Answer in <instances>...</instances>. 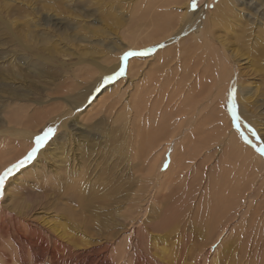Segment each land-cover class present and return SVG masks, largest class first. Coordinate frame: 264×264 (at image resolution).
Listing matches in <instances>:
<instances>
[{
  "label": "rangeland",
  "instance_id": "rangeland-1",
  "mask_svg": "<svg viewBox=\"0 0 264 264\" xmlns=\"http://www.w3.org/2000/svg\"><path fill=\"white\" fill-rule=\"evenodd\" d=\"M154 1L152 0V3ZM220 1L198 0V6L193 9L189 6L190 0L186 10L193 14L196 12L203 13L205 16L206 13L212 12ZM145 2L146 0H0V106H3L0 108V116L5 111H9L10 116L13 112L15 115V113H19L21 109L26 107L34 111L32 114L38 112V115L41 116L55 108L63 109L67 106L68 109L69 104H73L71 100L75 104L81 100L80 96L90 93L93 88L89 84L91 82L90 76L103 74L107 66L118 62L116 57L127 46L123 34L126 31L128 32L134 22L145 14L142 11ZM235 6L237 7V16H231L228 11H225L223 21L216 27V34L221 36L224 34L226 46L231 49L230 51L235 52L239 59H245L240 63L242 64L239 66L241 74L238 73V77L242 79L244 84L249 85L248 89L253 90V93L247 95L251 103L248 108L251 110L250 113L254 112V116L258 115L256 120H259L261 124L255 122L258 136H253L249 131V126L246 125L248 129L239 131V137L244 142H246L244 137H247L248 140H254L256 143L254 150L258 151L260 147H264V0H242L236 2ZM186 10L184 9V11ZM31 17L34 18L28 22L31 25L28 29L26 21ZM229 18L233 23L231 26L235 27L225 30L222 26L225 21L226 24L229 23ZM236 19H238L237 22H235ZM199 29L201 32L202 28L199 27ZM13 51L18 57L26 53V61L21 62L22 59H19L14 67L11 60L6 59L12 56ZM217 63L222 67L223 62L220 58H218ZM16 69L20 70L19 76H10L8 72L17 71ZM49 74L52 77H48ZM3 78L7 79L3 80ZM145 78H148V75L140 82H133V85H130L126 80L111 81L108 87H104L103 91H98L85 105L75 111L74 116L67 120V129L71 131L72 140L69 142L68 136H58L55 143L47 147V151L52 150V152L49 151V154L46 153L44 158L39 159L40 164L44 162V168H41L40 164H38V168H34L32 162V165L28 164L21 169L20 176L15 173L6 183L3 195L5 197L0 200V208L4 206L7 210L5 205L8 204V209H13L12 204L17 205L18 202L23 201L26 208L25 212L32 211L30 215L33 218L28 221L31 222L36 219L39 222L49 221L51 224L64 223L69 226V232L72 233L71 235L69 233V237L64 240L70 246H84L87 243L84 240L89 241L92 248L95 246L100 247L103 244L108 245L107 253L103 254L105 258L101 257L103 264H127L125 258L116 261L113 258V252L120 243L124 242L125 238L132 237V228L137 224L135 221L138 222L139 226L142 224V221L139 220V218H144L139 211L141 205L143 206V214L147 212L146 216L148 215V211L144 209L147 204L145 201H141L140 205L137 198L146 199L147 187H151L153 193L160 190V177L157 181L155 175L159 170L162 172L161 170L167 165L168 157L172 151V147L168 143H163L156 147L155 151L152 150L151 153L142 158V146L136 142L135 138H137V130H141L144 134V131L148 129L146 118H144V121L139 122L133 116V122L135 123L132 122L129 125L130 127H127L123 124V120L117 118V113L112 114L114 106L119 108V113L123 112L124 109L134 113L125 107L136 100L140 88H143ZM80 80L86 81V84L77 83ZM30 88L28 97L32 100L44 101L43 105L39 106L20 95L25 92L24 89ZM227 94H225V97ZM244 95H241L242 98L246 97ZM65 98H69V104L63 100ZM224 102L226 103V111L230 113L226 99ZM52 105L57 106L53 107ZM37 109L41 111L39 112ZM41 112L42 114H40ZM14 115L13 117H15ZM229 116H231V113ZM251 116L253 115L251 114ZM233 122L235 121L233 120ZM140 123L141 125L138 126ZM47 125L48 127H55L50 123ZM43 131H40V134ZM4 138L11 137L7 134L0 136V140H4ZM17 142L20 141L17 140ZM247 146L249 145L247 144ZM8 149L6 154H0V157L3 156V159L0 160V172L11 166L10 163L19 157L20 152L26 151L23 144H17L16 146L12 144ZM146 149H144V152ZM224 152L225 148L223 147L220 154ZM66 154H69L70 159L73 160L71 166L75 168L72 175H69L63 166V158ZM217 154L220 155L219 152ZM257 154L259 160L256 161H260L262 164L264 156L261 157L259 151ZM157 157L158 159H155ZM218 160V157L210 160V168H215ZM153 162H157L156 166L160 168L156 172H154L155 168L152 169V175L147 177L148 171L145 166H150ZM182 163L176 166L175 169L180 168ZM228 163L230 166L228 171L224 173V175H227L226 181H224L222 189L218 190L219 192L230 191L233 195L237 194L236 196H239V189H245V186H247L249 177L247 178L248 173L246 174V170H249L250 163L244 158L241 159L236 153H232ZM51 167L58 169L60 172L53 174L56 179L52 178L46 182L44 176L46 171L44 169H50ZM177 174L174 173L171 177L177 178ZM241 174L244 177H241ZM214 176L217 175L214 173ZM192 177V174L188 176V184L196 181ZM202 186L200 182L199 187L196 183V190L191 192V194H196H190V198L185 195V199L182 196L179 199L177 197V202L182 203L185 208L184 203L192 198V201L196 202L194 208L196 211L199 206V198L201 195H205L204 192H206V187ZM263 186L264 183L259 184L257 187ZM145 187L146 193L142 194ZM168 188H171L170 191L172 192L173 186L166 187L164 191L168 192ZM180 188L177 185L173 189L179 191ZM262 189L257 188L260 192L255 197H251L252 202L247 204L248 206L251 205L249 211L250 207L255 209V205L260 202L259 208L262 207L264 212V188ZM170 191L168 194H171ZM183 191L185 192V190ZM246 191L248 193L256 192L255 190L251 191V189ZM8 193H12L17 202L8 198ZM184 200L187 202H182ZM171 204L172 206H170ZM26 205L29 207L27 208ZM217 205L214 200L208 210L211 209L212 213L215 212ZM247 205L240 204V208L243 206L241 209L246 211L248 209ZM169 206L173 208L175 206L174 202L172 201ZM16 210L18 209L16 208ZM8 211L9 214L6 218H13L16 213L13 210ZM182 211L185 213L184 210ZM132 213L134 218L131 216ZM196 217L193 214L190 217L191 219L181 221L184 228L167 232L168 238L164 235V232L161 233L157 237V241H160L157 248L166 246L167 250L171 252L175 249L176 244L180 248L193 243L189 249L187 248L186 253H183L182 259L184 258L186 261L182 260V262L184 264L187 261L194 262L199 255L198 250L195 249V243H201L208 236L206 234H208L209 228L204 221L197 222L199 216ZM249 223L251 224L250 221ZM232 224L234 226L235 224H241V222L237 219ZM250 224L248 225L251 226ZM138 225L135 229L139 227ZM133 233L135 236L136 231ZM249 235L251 238H249ZM7 237L5 240H8ZM159 237H162V239ZM239 239L234 233H229V235L227 233L222 236L221 242L218 241L219 244L221 243L220 248H217L221 252L217 258L219 264H237L239 260L245 259L244 255L249 258L252 256L246 253L245 247L252 241L255 243V234L247 232L242 239ZM251 239L252 241H250ZM3 242L5 247L9 249L15 243L14 240L8 242V245L4 240ZM180 243L181 245H179ZM2 244H0V247ZM215 244L213 245L214 250L218 245ZM214 250H212L213 254L210 255H207L206 250L200 252H202V256L205 255V258L209 257V261H212L215 254ZM153 252H155L154 249ZM15 258L11 260L12 262H5L0 259V264H43L32 263L28 258L21 261L17 257ZM202 258L200 257L201 264H203ZM15 261L18 262L15 263ZM58 261H60L59 264H70L68 263V256H65L62 260L58 259ZM246 261L247 264H253L251 260ZM257 264H263V260L258 259Z\"/></svg>",
  "mask_w": 264,
  "mask_h": 264
},
{
  "label": "bare ground",
  "instance_id": "bare-ground-1",
  "mask_svg": "<svg viewBox=\"0 0 264 264\" xmlns=\"http://www.w3.org/2000/svg\"><path fill=\"white\" fill-rule=\"evenodd\" d=\"M189 1L155 0L152 3V0H146L142 10L145 14L134 22V25L129 28L128 32L126 31L123 34V38L127 41V46L116 57V61L118 60V62L107 66L103 74L90 76L91 82L89 84L93 88L90 93L80 96L81 100L75 104L71 100V103H73L71 105L68 103L69 98L63 99L70 105L68 109L65 105L66 108H55L47 114H42L41 112L42 117L38 115V112L32 114L34 111L29 110L27 107L21 109L15 115L13 112L10 116L9 111L1 114L0 136L7 134L11 138L0 140V154H6L7 150H9L8 147L12 144L15 146L23 144L26 151L20 152L19 157L10 163V165L14 164L15 161L22 158L29 151L33 146L35 136L40 134V131L46 130L48 128L47 124L50 123L53 126L55 125L56 132L33 161L34 168H38V164L41 162L39 159L44 158L49 151L52 152V150L47 151V147L55 143L58 136H68V141L72 140L71 131L67 129V120L74 116V112L85 105L98 91H103L104 87L109 86L111 82H104L106 76L112 75L121 66L125 67V74L115 80H126L130 85H133V82H140L148 75V78H145L143 81V88H140L136 100L125 107L134 113H130L125 109L119 113V108L114 106L112 114L117 113V118L123 120V124L127 127H130L129 125L133 122V116L139 122L144 121V118H146L148 129L144 131V134L141 130L136 129L137 138H135L136 142L142 146V158L151 153L152 150L155 151V148L163 143H168L172 147V151L168 157L167 165L161 170L162 172L159 170L157 174L155 173L157 181L158 177H160V190L153 193L152 188L147 187L146 199L141 200L137 198L140 205L141 201H145L147 204L145 206L147 208L144 207V209L148 211V215L146 216L147 212L143 214V206L141 205L139 211L140 215L144 218H139V220L142 221V224L140 223L141 225L139 226L138 222L135 221L137 224L132 228V237L128 236L124 239V242L118 245L113 252V258L116 261L125 258L127 264H184L182 262L184 260V258L182 259V255L186 253L187 248L189 249L193 243L180 248L176 244L174 246L175 249L173 248L174 250L169 252L166 246L157 248L160 242L157 241V237L164 232V235L168 238L167 232H172L177 228V230H182L184 227L181 221L185 219L189 220L194 214L195 217L199 216L197 222L204 221L208 225V234H206L208 236L205 239L203 238L204 240L201 243H195V249L199 253L198 258L196 257L197 259L194 262L187 261L186 264H201L200 257H203V264H219L217 258L221 252L217 248H220L219 245L221 243L219 244L218 241L222 239V236L227 233L228 235L229 233H234L242 239L243 235H246L247 232L255 234V243L251 239L252 243H248L245 247L246 253L252 256L249 258L244 255L245 259L239 260L237 264H247L246 260H251V263L253 261V264H257L258 259L263 260L264 264V212L262 207L259 208L260 202L255 205V209L250 207V211L249 206L251 205H247L252 202L251 197H255L260 192L257 188H264V186L257 187L259 184L264 183V161L262 160V164L260 161H256L259 159L256 156L258 155V151L254 150V147H256L254 140L250 139L251 143H247L239 137V131L245 130L247 126H251L258 133L256 123L260 125L261 122L256 120L258 115L254 116V112L250 113L251 110L248 108L251 106V103L247 95L253 93V90L248 89L249 85L244 84L242 79L238 77V73L241 74L239 66L242 64L240 63L245 59H239L235 52L230 51L231 49L226 46L224 34L222 36L216 34V27L223 21L225 11H228L231 16L236 17L237 7L235 4L242 0H221L215 9L212 12L206 13L205 16L203 13L196 12L193 14L188 12L186 8ZM239 12L243 13L242 11ZM249 16L251 17L250 14ZM33 18L31 17L26 21L28 29L31 27L28 22L33 20ZM237 21L238 19L235 20V22ZM225 24L226 21L222 26L225 30L235 27L231 26L233 23L230 18L229 23ZM199 27L202 28L201 32ZM129 50L136 52L150 51L146 56H132L127 61H122L121 58L124 52ZM218 58L223 62L222 67L217 63ZM6 59L11 60V63L15 67L19 59H22L21 62L26 61V53L18 57L15 51H13L12 56ZM16 70L11 73L8 72L9 75L18 77L20 70ZM48 77H52V75L49 74ZM4 79L6 80L7 78ZM85 82L80 80L77 83L86 84ZM232 87L236 88V104L240 116V120L235 122H233L232 114L229 116L231 111L230 113L226 111V103L224 102L226 99L228 110H230L229 93ZM24 90L25 92L20 94L23 98H28L39 106L45 103L44 101L32 100V98L28 97L31 88ZM225 94H227L226 97ZM242 94H245L244 96L246 97L242 98ZM2 107L1 105L0 108ZM37 111L40 112L41 110L37 109ZM140 125L141 123L138 126ZM17 140L20 142L18 143ZM223 147L225 148V152L220 154ZM145 148L147 149L144 152ZM248 151L250 156L248 155ZM218 152L220 155L217 154ZM232 153H236L241 159L244 158V160L250 163L249 170H246V174L248 173L247 178L249 177L248 179L245 178L247 179V186L244 184L245 189H239V196H236L237 194L233 195L230 191L229 193L228 191L219 192L218 190L222 189V185L226 181L227 175H224V173L228 171L230 166L228 160L232 157ZM2 155L0 160L3 159ZM214 157L219 158L218 164L215 168H210L209 162ZM155 159H158V157ZM71 163H73V160L70 159L69 154H66L63 158V166L69 175L74 174L75 167L72 168ZM180 163H182L181 167L175 169ZM156 165L157 162H153L150 166H145L148 171L147 177L152 175V169L155 168L154 172H156L160 168H157ZM40 166L44 168V162ZM44 170L46 171L44 174L46 182L52 178L56 179L53 174L60 172L53 167ZM21 172L19 170L17 174L20 176ZM174 173H178L177 178L171 177ZM214 173L217 176H214ZM191 174L193 175L192 178L196 181L188 184L187 179ZM241 177L244 176L242 175ZM199 182L203 185L202 187H206V192H204L206 196L201 195L198 203L199 206L195 211L196 202L194 203L192 198L189 199V195L193 190H196V183L199 187ZM15 183L18 184L19 182ZM177 185L181 187L179 191L178 189H173ZM169 186H173L172 192L170 191L171 188H168L171 194H168L169 191H164ZM249 189L257 191L255 193H248L246 190ZM142 191V194H145L146 187ZM185 195L189 197L187 199H189L190 203L189 201H182L187 202L184 203V208L182 203L177 202V197L179 199L182 196L185 199ZM4 197H0V200ZM7 197L17 202L12 193H8ZM239 198H242L241 201ZM214 200L218 205L215 208V212L212 213V210H208V208L213 204ZM172 201L175 204L173 208L170 207L172 204L169 206ZM240 204L247 205L248 209L244 211V209H241L243 206L240 208ZM5 206H7V210H5L6 207L4 206L0 208V244L3 243L0 247V259L3 261L9 262L17 257L20 261L28 258L32 263L59 264L60 261L58 259L62 260L65 256H68V263L70 264H103L101 257L107 253L108 245L103 244L100 247L95 246L92 248L90 242L83 239L87 242L85 245L83 243L84 246H70L64 241L69 237L68 225L60 222L54 223V225L49 221L43 220L39 222L36 219L31 222L28 221L33 218L30 215L32 211H29V213L25 212L26 208L23 201L18 202L17 205L12 204L11 207L13 209H8V204ZM26 206L27 208L29 207L28 205ZM8 210H13L16 213L11 219L6 218L9 214ZM131 216L133 217L134 214ZM237 219L240 220L241 224L233 226L232 222H235ZM137 225L139 227L135 229ZM134 231H136L135 236L133 235ZM6 237L8 240H5ZM162 237L159 238L162 239ZM3 240L6 244L11 240H14L15 243L9 249L5 247ZM215 243L218 245L214 250L213 245ZM207 245L208 248L206 249ZM153 249L155 252H153ZM204 250L207 251V255L213 254L212 250H214L215 254L212 257V259L214 258L212 261H209L208 256V258H205V255H201L202 252L200 251L204 252ZM103 257L105 258V255ZM98 259H100V262ZM17 262L15 261V263Z\"/></svg>",
  "mask_w": 264,
  "mask_h": 264
},
{
  "label": "snow or ice",
  "instance_id": "snow-or-ice-1",
  "mask_svg": "<svg viewBox=\"0 0 264 264\" xmlns=\"http://www.w3.org/2000/svg\"><path fill=\"white\" fill-rule=\"evenodd\" d=\"M191 8L195 9L198 6V0H191V3L189 5ZM150 50L146 51H126L124 52L122 56V61H127L129 57L132 56H146L149 54ZM125 74V67L121 66L118 71L114 72L112 75L106 76L104 78V82H111ZM98 90V89H97ZM229 103H230V111L232 114V118L234 121H239L240 116L237 111V104H236V88L232 87L229 93ZM238 126V125H237ZM249 131H251L253 136H256V130L249 126ZM56 129L53 127H48L46 130H44L41 134H38L34 138L33 146L30 148V150L19 160H17L14 164L4 169L2 172H0V197H3L6 182L13 177L15 173H17L19 170L23 169L26 165L31 164L36 158L37 155L40 153V151L45 147V145L48 143V141L53 137L55 134ZM245 141L247 143H251L250 140H248L247 137H244ZM260 154L264 156V147H260L258 149Z\"/></svg>",
  "mask_w": 264,
  "mask_h": 264
}]
</instances>
